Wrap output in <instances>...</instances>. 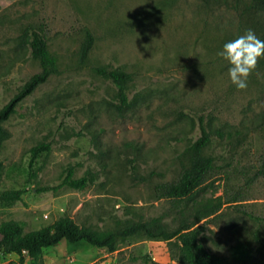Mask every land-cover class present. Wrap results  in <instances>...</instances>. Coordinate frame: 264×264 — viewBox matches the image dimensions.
<instances>
[{
    "label": "rangeland",
    "instance_id": "374dc122",
    "mask_svg": "<svg viewBox=\"0 0 264 264\" xmlns=\"http://www.w3.org/2000/svg\"><path fill=\"white\" fill-rule=\"evenodd\" d=\"M251 0H0V109L41 71L23 38L42 31L59 72L22 100L4 122L0 148V223L25 232L70 217L98 232L156 221L168 231L202 226L206 246L228 256L250 242L264 264V58L246 90L231 83L223 45L252 29L264 38V12ZM88 34L93 44L82 55ZM100 68L131 75L129 106ZM213 131L205 155L215 157L206 183L179 207L156 186L178 178L184 150ZM240 131L220 137L215 131ZM42 143L50 149L33 155ZM89 176L84 188L63 185ZM21 190L20 199L1 196ZM220 200V206L217 207ZM208 205L210 208H208ZM217 207V208H216ZM211 209L215 212L207 215ZM176 241V242H175ZM177 240L146 232L120 237L116 249L72 244L46 248L47 264H181ZM18 255L0 253V264Z\"/></svg>",
    "mask_w": 264,
    "mask_h": 264
},
{
    "label": "trees",
    "instance_id": "16d2710c",
    "mask_svg": "<svg viewBox=\"0 0 264 264\" xmlns=\"http://www.w3.org/2000/svg\"><path fill=\"white\" fill-rule=\"evenodd\" d=\"M248 10L264 12V0H251ZM22 40L23 43L28 45L32 57L40 62L41 71L33 74L0 109V148L2 146L1 137L6 134L4 122L12 116L22 100L30 96L51 75L59 72L57 59L50 52L47 37L42 31L31 29ZM92 44L93 37L88 34V38L82 47V55H87ZM99 72L107 75L116 86L120 99L119 108L124 110L129 106L127 83L131 75L121 70L108 71L104 68H100ZM200 121L201 136L184 150L183 155L187 163L183 166L178 178L156 186L158 197L170 200L175 207H179L184 200L193 196L206 183L214 169L215 157L204 154L205 148L212 143L213 131L207 127L203 117L200 118ZM215 132L220 137L224 135L233 137L240 133L238 130L227 133L222 130ZM49 149L50 144L42 143L35 146L32 152L34 156H37L40 152ZM73 173L74 168L72 167L63 180V185L74 188H84L88 185L89 176L74 178ZM21 194V190L9 191L4 193L1 199L6 203H10L20 199ZM218 203L217 207L220 206V200ZM208 208H210L209 205ZM214 212L215 209H211L207 215H211ZM201 229L202 226L193 227L187 225L170 232L156 221H145L134 222L118 231L98 232L79 226L70 217H63L52 225L25 232V223L23 221L10 219L0 223V253L17 254L19 258L16 264H47L43 260L44 250L55 247L63 240L72 244L87 243L92 246L107 247L115 250L116 242L120 237L144 231L153 238L168 241L175 238L177 240V243H175L177 251L173 257L181 264H229L230 261L250 262L253 260L254 251L250 242L239 241L231 245L229 255L225 256L211 251L206 246L204 236H201ZM141 259L143 264H160L148 254Z\"/></svg>",
    "mask_w": 264,
    "mask_h": 264
},
{
    "label": "clouds",
    "instance_id": "9594fccd",
    "mask_svg": "<svg viewBox=\"0 0 264 264\" xmlns=\"http://www.w3.org/2000/svg\"><path fill=\"white\" fill-rule=\"evenodd\" d=\"M230 67L228 75L237 90H246L249 77L256 71L260 59L264 58V40L259 39L252 29L223 45L218 53Z\"/></svg>",
    "mask_w": 264,
    "mask_h": 264
}]
</instances>
